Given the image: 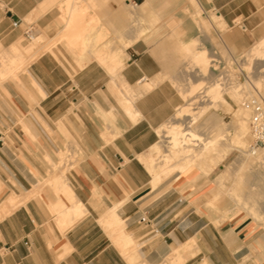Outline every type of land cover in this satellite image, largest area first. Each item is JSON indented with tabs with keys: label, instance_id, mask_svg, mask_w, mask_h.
Wrapping results in <instances>:
<instances>
[{
	"label": "crops",
	"instance_id": "1",
	"mask_svg": "<svg viewBox=\"0 0 264 264\" xmlns=\"http://www.w3.org/2000/svg\"><path fill=\"white\" fill-rule=\"evenodd\" d=\"M191 1L0 0V53L16 45L29 19L47 43L63 38L0 89V202L38 188L9 214L0 208V264H128L119 233L148 264L187 244L200 252L184 264H264L259 224L238 217L214 224L207 205L218 200L222 174L202 175L197 187L177 179L155 185L138 160L184 103L177 88L189 75L182 48L197 39L211 53L223 41L212 15L233 30L227 38L239 51L264 23V0H194L200 14ZM134 99L136 121L124 106ZM65 149L78 157L57 196L39 186ZM59 199L86 210L64 231L52 213ZM112 209L123 222L118 234L102 224Z\"/></svg>",
	"mask_w": 264,
	"mask_h": 264
},
{
	"label": "bare ground",
	"instance_id": "2",
	"mask_svg": "<svg viewBox=\"0 0 264 264\" xmlns=\"http://www.w3.org/2000/svg\"><path fill=\"white\" fill-rule=\"evenodd\" d=\"M221 20L220 17L214 14L212 20L213 24L217 26L218 29L219 27L227 28V25ZM221 29L222 28H220V30ZM84 31H87V28ZM86 37L84 36L85 39ZM36 38L37 37L34 39ZM42 40L43 39L40 37L37 38V44H42ZM225 46L231 57L236 60L234 54L228 49L226 44ZM78 48L81 47L79 46ZM182 49L187 53L186 59L189 60L191 64L196 65L193 71L186 70L189 75L186 81L183 82L184 84L177 83L185 99V105L180 106L173 116L157 130L160 140L146 153L140 155L138 160L154 178L153 184L156 185L161 182L160 179L163 175L167 177L169 174L168 172L171 170L175 171L176 169L182 174H185L192 167H196L200 170L202 175H208L223 161L227 154L233 150L237 151L240 156L237 160V166L231 172V175L237 176L246 166H249L250 172L245 176V182L237 185V187H228L227 182L230 175L227 176L225 175L226 173H223L219 178V187L224 189L231 200L236 204L234 210L231 208V210L227 209L222 215L227 217L228 220H231L236 212L244 211L264 229V151L256 153L251 150V146L254 142V136L250 126L252 111L243 104L244 101L254 98L257 95L264 99V37L252 46L250 50L242 52L248 63L252 59L255 61V73H250L252 75L250 77V82L247 79L243 87L240 85L230 86L225 84L224 88L222 87L223 84L218 83L219 79L217 78L221 75L216 74V71L212 67H207L209 66L208 64L212 62V59L215 58L216 53H210L207 49H200L197 39ZM39 50L40 49H37L33 44L28 45L26 48L13 45L7 49L5 55H3V59L5 60L3 65L5 71H3L2 74L9 75L15 73L17 68H20V65L26 63V54H31L30 57H33ZM219 53H221V51ZM38 55L40 56V54ZM38 55L36 58H38ZM245 60L243 61L245 62ZM195 74L196 76H194ZM195 77L199 79L197 78L196 80ZM229 78L228 76V81ZM152 88L151 85H146L144 90L149 91ZM224 93L232 97L240 106L238 107L239 109L237 108L236 111L234 110L235 113H233L234 115L232 114L233 120L230 124H227L223 117L217 113L211 112V109L217 107L218 104L221 108H225L226 111H229V113L233 111L231 104L224 97ZM208 98H210L209 101L206 100ZM134 101L135 99L131 101L127 100L124 106L126 105L127 108L125 107V110L127 109L128 116H130L131 120L133 119L136 121L139 114L135 112ZM198 131H201V133H198ZM104 139H106V137ZM217 148L223 149L224 152H219L217 155H214L213 152ZM61 156L66 160V153L61 152ZM64 156H66V158ZM258 164L260 166L259 169L255 170L252 168V166L254 167ZM163 177L166 178L165 176ZM64 178H66L65 173L59 172L53 175L51 179L60 192L68 186ZM248 187L251 189V192H244L243 189ZM9 197L10 198H7L3 204V210L6 213H9L13 206L21 204L26 200V197ZM210 206L214 207L215 204L211 202ZM56 208L59 209H56L59 213L57 214L59 216V221L64 226L73 224L77 219L82 217L86 211L80 203H76L73 206H66L61 199L58 200ZM116 210L117 209H112L108 215L104 216L106 218L103 220L102 224L111 230L118 229L116 231L118 234L120 232L119 229L123 226V222L117 215ZM219 217V219L224 220L221 216ZM219 219H217V221L220 222ZM120 236L119 233V237H116L115 241L122 253L129 250L125 255L128 264H148L136 252L131 238L123 235ZM198 252V249L187 244L175 250L172 259H170L167 264H173L174 262L176 264H184L189 258L196 256ZM163 264H165V262Z\"/></svg>",
	"mask_w": 264,
	"mask_h": 264
},
{
	"label": "rangeland",
	"instance_id": "3",
	"mask_svg": "<svg viewBox=\"0 0 264 264\" xmlns=\"http://www.w3.org/2000/svg\"><path fill=\"white\" fill-rule=\"evenodd\" d=\"M191 3H192V5H193V7H194V9L197 11V13L198 14H200L201 13V8L199 7V5H197V2L196 1H194V0H192L191 1ZM69 8H70V4H68L67 5V15H69ZM75 15H77L76 13L72 16V17H75ZM213 17H214V14L212 15V17H211V20H213ZM36 21V18L35 19H29L28 20V23H33V22H35ZM205 24V23H204ZM202 25H203V23H202ZM239 27V26H238ZM220 28H222L221 30H220ZM238 29V28H237ZM207 31L209 30V29H206ZM219 30L220 31H223L224 33H223V41L222 42H217V43H215V49H214V51H213V53H216V55H215V58H213L212 59V62H210L208 65L209 66H207V67H212L215 71H216V74H219V75H221V76H219L217 79H219V84H223L222 85V87H224L225 88V84H228V85H230V86H236V85H240L241 87H243V85H244V83H246L247 82V79H248V81L250 82V77L252 76L250 73H255V61L252 59L251 61H249V63H248V61H246L245 60V58H244V54H242V52H246V51H248V50H250V48L252 47V46H254L257 42H259L263 37H264V23L259 27V29H258V34L256 35V37L255 38H253L252 39V41H251V43H250V45L249 46H247V48H245L244 50H241V51H239V50H237L235 47H234V45L232 44V42L227 38V35H231L232 33H233V30H231V29H228V28H224V27H219ZM237 32H240V33H242L243 34V31L239 28V30H237ZM246 35L247 34H250V32H247V33H245ZM251 34H254V33H251ZM43 33L41 32V31H38L37 32V34H36V37H40V38H42L43 39ZM45 37V39H43L42 40V43L43 44H37V39H34V40H32V41H29L28 39H26L25 38V36L24 35H22L20 38H19V40L15 43L16 45H19V46H21V47H23V48H26V47H28V45H35V46H37V45H40V47H39V49L41 50H39L38 52H37V54L35 55V56H33V57H30L31 56V54H26L25 55V57L27 58V61H26V63L25 64H23V65H20L19 67V69L17 68V70H16V72L15 73H12V74H2L3 73V71H5V68H4V62H5V60L3 59V55H5V52L7 51V50H5V51H3V53L1 52L0 53V89H2L3 88V85L5 84V83H7V82H13L14 80H18V78H19V76L21 75V74H24L25 73V71H26V69L28 68V66L33 62V60H35V59H37L36 57H37V55L38 54H40V56H41V54H45V53H52L53 52V50H54V48L56 47V45H57V43H59V42H62L63 41V38H61V39H59V40H57V41H51V42H48L47 43V41H49V39L46 37V36H44ZM52 43V44H51ZM50 44V45H49ZM198 44H199V48H200V43L198 42ZM225 44L227 45V47H228V49L234 54V56H235V59L236 60H234L232 57H231V55L228 53V50L226 49V46H225ZM51 46V47H50ZM76 45H73V44H70V47L73 49V48H76L75 47ZM45 47V48H44ZM48 47H50V48H48V50H47V48ZM45 49V50H44ZM47 50V51H46ZM85 50H87V48H85ZM46 51V52H45ZM221 51V53H219ZM223 51V52H222ZM40 52V53H39ZM45 52V53H44ZM242 54V55H241ZM2 57V58H1ZM38 57H39V55H38ZM240 60V61H239ZM243 60H245V62L243 61ZM188 61V63H189V67H188V71H193L194 69H195V67H196V65L194 66L193 64H191L190 63V61L189 60H187ZM237 61V62H236ZM193 63V62H192ZM29 64V65H28ZM213 64V65H212ZM194 67H193V66ZM217 65V66H216ZM215 66V67H214ZM192 67V68H191ZM238 69H239V71H238ZM19 73H18V72ZM18 73V74H17ZM237 73H238V75H237ZM7 75V76H6ZM246 75V76H245ZM228 76L230 77L229 78V81H228ZM237 76V77H236ZM235 80V81H234ZM234 81V82H233ZM243 81H245V82H243ZM238 82V83H237ZM235 83V84H234ZM240 83H242V84H240ZM177 88H178V90H179V93L181 94V96H182V98H183V101H184V103L183 104H181L180 106H183V105H185V99H184V97H183V94H182V92H181V89H180V87H179V85L177 84ZM127 94L129 95V93L127 92ZM224 97L227 99V101L231 104V106H232V112L230 111V113H229V111H226L225 110V108H221V106H219V104L217 105V107H213L212 109H211V112L212 113H217L218 115H220L221 117H223V119H224V121L228 124H230L231 122H232V120H233V113H235V111H236V109L238 108V107H240L239 105H238V103L232 98V97H230L229 95H227V94H225L224 93ZM209 99L210 98H208V99H206V100H208L209 101ZM179 106V107H180ZM239 109V108H238ZM235 110V111H234ZM233 114V115H232ZM157 133H158V131H157ZM198 133H201V131H198ZM231 139V138H230ZM160 140V139H159ZM158 140V141H159ZM264 150H258V151H256V153L257 152H263ZM219 152H224L223 151V149H216L214 152H213V154L214 155H217ZM64 153H66V156H67V158H66V156H64L65 158H66V160L61 156V153L58 155V161L57 162H55V164H52L51 165V168H50V172H49V175L51 176L49 179H48V181H46V182H44V183H41L40 184V186L39 187H44V186H50V187H52V188H54V192H55V194L58 196V195H60L62 192H60V190L58 189V187H56V184L55 183H53L52 182V178H53V175H55V174H57V173H59V172H63V173H65V177L67 176V174L69 173V171L71 170V168L74 166V164H75V162H76V160H77V152L76 151H68V150H66ZM239 156H240V154L237 152V151H235V150H233V151H231L229 154H227L226 155V157L223 159V161L214 169V171L211 173V176H212V178H213V180L214 179H216L217 178V176H219V175H221V174H223V173H226L225 175H227V176H229L228 177V182H227V185H228V187H237V185H240L241 183H244L245 182V176H247V173L248 172H250L249 171V166H246L245 168H243V170H241L240 172H239V174L237 175V176H232L231 175V172L236 168V166H237V160H238V158H239ZM60 158H63V159H60ZM61 163H62V165H61ZM74 163V164H73ZM252 168H254L255 170H257V169H259L260 168V166H259V164L258 165H256V166H252ZM54 169H56V170H54ZM172 169V168H171ZM192 169V170H191ZM187 173H185V174H191L190 176H188V177H181L180 176V174H182L180 171H178L177 169L174 171V170H169L170 172H168L169 174H168V176L166 177V175H163V176H165L166 178H164L163 176V178L161 177V181H162V179L164 180L163 182H165V181H168V180H171V181H174V180H176L177 179V181H174L173 183L175 184V185H181L184 181H186V180H192L193 181V184H191V185H193L194 187H197L198 185H199V181L200 180H202L203 178H205L204 176H202V173H200V170L198 169V168H196V167H192ZM67 171V172H66ZM192 171V172H191ZM194 171V172H193ZM54 172V173H53ZM185 174H182V175H185ZM240 178V179H239ZM64 179H66V178H64ZM162 182V183H163ZM53 184V185H52ZM213 187H214V184H213ZM198 188H200V187H198ZM220 188V190H217V195H216V198H214V200H217L216 201V204H215V206L214 207H211V206H208L207 205V209H208V211L211 213V214H213V216L216 218V219H219L220 217L219 216H221V218H224V220H221V219H219L220 220V222L219 221H217V223H215V221H214V224L215 225H219V224H222V223H224V222H227L228 221V218L227 217H224L222 214H223V212L225 211V210H227V209H232V210H234L235 208H236V204L231 200V198L228 196V194H227V192L224 190V189H222L221 187H219ZM239 188H240V186H239ZM215 189H217V188H215ZM37 190H38V188L37 189H34V191L31 193V194H28L27 195V197H26V199H30V198H32V197H35V196H38V194H37ZM244 190V192L246 191L247 193H250L251 192V189L248 187V188H244L243 189ZM219 191V192H218ZM215 192H216V190H215ZM10 196H14V194H11ZM7 198H10V197H7ZM211 199V195L210 194H208V196H207V202L209 201ZM7 199H5L4 201H6ZM4 201L3 202H0V208L3 206V204H4ZM2 205V206H1ZM20 204H18V205H15V206H13L12 208H11V210H13V209H15L16 207H18ZM217 206V207H216ZM15 207V208H14ZM56 209H58V208H56L55 206L53 207V214H59L58 213V210H56ZM230 209V210H231ZM215 211V212H214ZM10 213V212H9ZM8 213V214H9ZM7 214V215H8ZM6 216V215H5ZM235 217H238V218H240V219H242V220H245V219H247L248 221H250V222H253V223H256L257 224V221H255V220H253L251 217H249L244 211H238V212H236L235 213V215L232 217V219L233 218H235ZM56 222H57V225H58V227H59V229L61 230V231H64V230H66L67 228H69V226H64V225H62L61 224V222L59 221V216L57 215L56 216V220H55ZM258 225V224H257ZM260 226V225H259ZM261 228H262V226H260ZM108 230H111V229H108ZM118 230V229H117ZM117 230H111V232L113 233V234H116V231ZM120 231H121V229H119ZM197 249H198V251H199V248L196 246V245H194ZM135 250H136V248H135ZM129 251V250H128ZM128 251H126V252H123V254L124 255H126L127 253H128ZM200 252V251H199ZM198 252V253H199ZM197 253V254H198ZM170 259H172V256L170 255L164 262H165V264H167L168 262H169V260ZM163 262V263H164ZM162 263V264H163ZM173 264H176L175 262L173 263ZM204 264H206V263H204Z\"/></svg>",
	"mask_w": 264,
	"mask_h": 264
},
{
	"label": "built area",
	"instance_id": "4",
	"mask_svg": "<svg viewBox=\"0 0 264 264\" xmlns=\"http://www.w3.org/2000/svg\"><path fill=\"white\" fill-rule=\"evenodd\" d=\"M242 31H246V27L240 22L236 24ZM18 24H14L17 27ZM36 30L33 24H27L24 30V36L29 41H32L36 37ZM244 106H247L252 111V118L250 121L251 131L254 136V142L251 146V150L256 152L258 150H264V99L260 96H255L247 101L243 102ZM145 220L142 219V222Z\"/></svg>",
	"mask_w": 264,
	"mask_h": 264
}]
</instances>
